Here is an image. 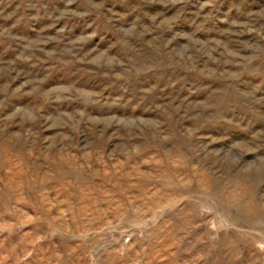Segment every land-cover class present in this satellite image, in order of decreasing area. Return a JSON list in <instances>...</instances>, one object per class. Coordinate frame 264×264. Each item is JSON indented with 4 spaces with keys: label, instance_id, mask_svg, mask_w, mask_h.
I'll return each instance as SVG.
<instances>
[{
    "label": "rangeland",
    "instance_id": "rangeland-1",
    "mask_svg": "<svg viewBox=\"0 0 264 264\" xmlns=\"http://www.w3.org/2000/svg\"><path fill=\"white\" fill-rule=\"evenodd\" d=\"M0 264H264V0H0Z\"/></svg>",
    "mask_w": 264,
    "mask_h": 264
}]
</instances>
